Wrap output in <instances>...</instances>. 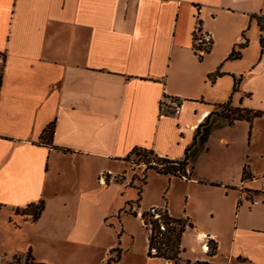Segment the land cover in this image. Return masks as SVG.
I'll return each mask as SVG.
<instances>
[{"label":"crops","instance_id":"crops-1","mask_svg":"<svg viewBox=\"0 0 264 264\" xmlns=\"http://www.w3.org/2000/svg\"><path fill=\"white\" fill-rule=\"evenodd\" d=\"M197 11L213 43L202 58L193 48ZM259 15L264 0H0V229L9 250L2 264L16 254L34 264H103L114 246L100 244L99 235L113 216L112 194L122 193L127 166L133 179L145 169L131 165L135 147L181 160L215 105L232 97L235 106L264 112V91L254 103L246 89L232 92L234 77L231 92L214 95L209 85L246 41L247 26L261 39ZM259 67L245 84L259 78ZM164 96L179 101L177 112L161 113ZM263 119L209 137L241 125L242 155L233 152L234 137L219 138L229 156L223 176L194 168L209 140L188 177L173 176L218 189L226 201L214 211L223 216L218 229L195 228L203 244L218 242L217 254L197 251L184 233L180 264H264V194L252 180L264 176ZM51 122L46 144L41 134ZM253 197L261 203L251 206ZM39 201L45 208L37 220L16 211Z\"/></svg>","mask_w":264,"mask_h":264},{"label":"rangeland","instance_id":"rangeland-1","mask_svg":"<svg viewBox=\"0 0 264 264\" xmlns=\"http://www.w3.org/2000/svg\"><path fill=\"white\" fill-rule=\"evenodd\" d=\"M245 39L247 41V47L241 49L242 55L240 58L233 61L227 60L222 63V67L218 71L222 77L214 80V86L211 87V83L209 85L214 95L224 94L226 91L231 92V86H233L232 77L239 78L242 76L243 79L240 82L239 92L246 89L248 91V97L254 95L252 102L259 103L263 98L264 91V45L263 47L260 45L259 31L255 26L246 27ZM243 43L244 40L240 39L237 44L242 45ZM203 58H208V56L206 55ZM258 63L260 64L259 78L245 84L244 75L250 70H257L256 65ZM230 69H233V74H227V71H225ZM213 110L220 111L221 107H214ZM240 126L224 128L220 134L209 140L208 153L203 155L194 167L199 172V175L207 178H214L215 176L221 177L224 175L229 162V156L227 155L226 146H223L219 142L220 136L224 135L236 139L233 150L235 155H242V150H247V144H244L242 140L243 133ZM259 126V128H264V119L260 120ZM128 158H130L131 165L134 169L137 167L143 169L145 167L144 162H142L143 157L133 154L128 156ZM136 172H138L136 176L139 178L143 176L142 171ZM125 174L126 179L123 181L122 193L120 192L117 195L112 194L113 198L110 208L113 216L108 217V225L103 226L99 233L101 238L100 244L107 245L108 243H112L114 246L111 249L119 250L121 252V258L118 263L105 260L103 264H164L159 259H150L147 256L148 233L144 228V221L141 218V214L152 209L161 210L167 208L172 217L176 219H189L193 228H186L184 242L195 246L197 251H203V243L198 238L199 230H195V228L199 227L200 229L214 232L222 223L223 216L214 214L216 208L221 205H223V209H226V201L218 189L188 182L185 179L173 176H163L154 170H148L145 174L146 185H143L140 206L137 207L136 202L139 193L135 184L138 185L139 182L136 181L132 185L133 173L130 166H127ZM213 184L216 185L217 183ZM128 203L134 205L135 217L129 213L131 209ZM139 211H142V213L137 216ZM3 236L4 233L0 229V264L3 263L4 256L9 251L6 250V247L4 252L3 247L6 245L2 243ZM21 255L16 254L13 258L8 255L11 260L7 264H17L22 258L27 259L29 256L28 254L25 256ZM117 255V251L111 252L109 258H115ZM218 255L221 257L217 263H221L224 259L223 250H220ZM29 259L30 257H28Z\"/></svg>","mask_w":264,"mask_h":264},{"label":"trees","instance_id":"trees-1","mask_svg":"<svg viewBox=\"0 0 264 264\" xmlns=\"http://www.w3.org/2000/svg\"><path fill=\"white\" fill-rule=\"evenodd\" d=\"M258 25L260 28L261 39L260 45H264V17L259 15L256 16ZM197 40V38H196ZM212 40L208 43L205 48L206 54L211 51ZM247 46V41L239 46L237 50L236 47L233 48L232 52L228 55L229 60L239 59L242 55L241 49ZM193 48L197 53L199 50V45L196 46L193 43ZM199 58H202V55H199ZM221 76L220 72L216 71L214 74H211V80L214 81L217 77ZM243 79L242 76L239 78L234 77V86L232 92L235 93L238 91L240 82ZM232 97L227 102L217 104L214 107H221L220 111L210 110L208 115L203 119V121L198 125L196 133H194L192 143L185 149L184 157L181 160L170 159L167 157H162L155 153L152 150H147L143 147H135L128 156L133 154L139 155L144 159L142 162L145 164V169L143 176L139 178L135 176L132 179V184L136 180L139 184H135V187L138 189V200L136 202L137 207L140 206V198L143 192V185L146 184V172L150 169H153L161 174L177 177H188L187 169L192 165H195L199 159L200 154L207 149V142L209 137L213 133L218 131L223 127L233 126L237 121H245L248 124H251L255 119H259L264 116L263 111L254 110L251 108L242 107L241 105L235 106L232 104ZM213 107V108H214ZM175 112L168 113L167 115L174 114ZM55 129V122H51L43 130L41 134V140H44L46 144H50L53 137V132ZM141 163V162H140ZM130 206L129 213L133 216H136L134 212V205L128 203ZM45 208L44 201H39L38 203L31 202L25 208L16 209L18 213L31 214L34 220H37L42 211ZM141 218L144 221V228L148 233V243H147V255L149 257H158L163 261H171V264H180L182 259V253L185 251L182 248L183 235L186 228H193V225L189 219H176L169 214L167 208L164 209H152L148 212H143ZM208 251L207 255L209 258L214 257L218 251V242L215 240L208 241ZM117 251L118 255L115 258H109V261L114 263L119 262L121 258V252L119 250H112V252ZM29 257V256H28ZM26 259L25 264H34ZM187 264H211L207 260H198L191 262V260L186 261ZM43 264V263H41Z\"/></svg>","mask_w":264,"mask_h":264},{"label":"built area","instance_id":"built-area-1","mask_svg":"<svg viewBox=\"0 0 264 264\" xmlns=\"http://www.w3.org/2000/svg\"><path fill=\"white\" fill-rule=\"evenodd\" d=\"M197 38V40H196ZM211 35L204 32L202 30V26H201V20H199L198 18V11H197V22L195 24L194 27V38H193V43L198 46L199 45V50H197V53L199 55H204L206 54L205 48L207 47L208 43L211 41ZM161 104V113H163V115H167L168 113L171 112H177L179 109V101L174 100L170 97H165L162 98V100L160 101ZM252 180L256 183L259 184V188L256 191H259L261 194H264V176L262 177H257L254 176L252 178ZM241 191L245 188V186L243 185L242 182H240V184L236 185ZM240 202L242 201V198H239ZM250 201V205H259L261 203V201L256 200L254 197L251 198ZM205 244V245H204ZM203 249L208 251V242L204 243Z\"/></svg>","mask_w":264,"mask_h":264},{"label":"bare ground","instance_id":"bare-ground-1","mask_svg":"<svg viewBox=\"0 0 264 264\" xmlns=\"http://www.w3.org/2000/svg\"><path fill=\"white\" fill-rule=\"evenodd\" d=\"M205 236H206L205 234H201V238H203V240H204Z\"/></svg>","mask_w":264,"mask_h":264}]
</instances>
